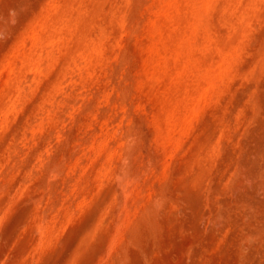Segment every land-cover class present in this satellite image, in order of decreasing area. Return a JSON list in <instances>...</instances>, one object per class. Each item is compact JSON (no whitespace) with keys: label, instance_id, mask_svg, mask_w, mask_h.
<instances>
[{"label":"rangeland","instance_id":"374dc122","mask_svg":"<svg viewBox=\"0 0 264 264\" xmlns=\"http://www.w3.org/2000/svg\"><path fill=\"white\" fill-rule=\"evenodd\" d=\"M0 264H264V0H0Z\"/></svg>","mask_w":264,"mask_h":264}]
</instances>
